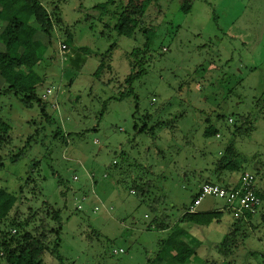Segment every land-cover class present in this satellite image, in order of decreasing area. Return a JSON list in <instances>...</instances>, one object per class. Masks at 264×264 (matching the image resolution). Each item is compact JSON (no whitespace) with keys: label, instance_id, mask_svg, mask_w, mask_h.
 I'll use <instances>...</instances> for the list:
<instances>
[{"label":"rangeland","instance_id":"rangeland-1","mask_svg":"<svg viewBox=\"0 0 264 264\" xmlns=\"http://www.w3.org/2000/svg\"><path fill=\"white\" fill-rule=\"evenodd\" d=\"M41 1L59 5L63 18L45 60H28L44 77L39 94L53 90L44 99L53 121L37 105L0 97V118L13 128L8 150H23L32 136L37 141L15 163L2 152L0 191L20 196L24 188L22 217L45 203L62 211L61 260L48 252L42 264H148L174 227L184 226L179 219L205 182L232 186L247 171L264 192V0H140L146 12L130 37L115 30L130 0ZM106 53L97 79L93 54ZM131 88L133 94L115 99ZM243 116L252 128L233 137ZM58 128L67 143L55 139ZM232 142L240 173L216 164ZM145 184L143 201L132 191ZM198 211L223 214L190 228L201 242L196 264H264V227L241 231L236 256L224 260L216 246L233 215L214 197ZM262 214L264 201L256 219ZM163 216L170 229L155 227ZM0 264L38 263L19 253L0 256Z\"/></svg>","mask_w":264,"mask_h":264},{"label":"trees","instance_id":"trees-1","mask_svg":"<svg viewBox=\"0 0 264 264\" xmlns=\"http://www.w3.org/2000/svg\"><path fill=\"white\" fill-rule=\"evenodd\" d=\"M143 3L140 0H130L115 26L119 35L132 36L138 21L144 18L146 7ZM98 8L100 7L98 6ZM14 26L16 29L12 31ZM62 26L61 8L55 2H50V7H47L41 0H0V97L15 96L27 109L37 105L41 116L49 124H52L53 121L49 114V104L38 92L39 88L44 85V77L36 71L34 66L28 64V60L34 57L37 59V64L43 62L48 49L53 45L55 28L63 29ZM64 32H66L64 43L68 45V41L73 37L68 28L64 29ZM82 51L90 54L87 48H82ZM137 53L135 51L133 55ZM108 54H93L100 62L94 74L97 79L106 69ZM141 75L142 72L134 73L128 78L127 83L132 84L134 79ZM131 94H133L132 88L128 93L120 94L115 99L123 100ZM262 100L264 101V89ZM238 123L240 124L235 127L233 137L243 131L247 133L252 128V121L249 116L240 117ZM12 129L8 122L0 118V172L6 168V158L2 152L8 150ZM146 130L144 127L140 132L144 133ZM36 132L39 133V130ZM213 134L217 136L218 132L215 131ZM54 137L67 143L69 136L64 135L62 130L58 128ZM33 141L36 139L32 136L26 142L24 149L17 153L8 150L10 152L7 155L9 161L11 163L19 161ZM239 157L235 144L232 142L216 164L220 169L240 173L242 167L237 162ZM61 181L59 180L60 183ZM148 188L149 185L145 184L142 187H137L134 192L145 201ZM23 193V187L19 190L20 196L7 190L2 189L0 191V256L10 258L19 253L26 254L32 261L42 264L44 256L50 252L56 259L61 260L59 248L63 231L62 211L49 203H45L40 209L30 210L27 216L22 217L19 205L22 204L21 196ZM256 193L264 201V192L256 189ZM196 197L197 195L194 200ZM160 201L157 199L151 203V208L154 211L158 210V202ZM187 211L188 209L185 210L178 222L184 226L174 227L175 229L168 239L161 242L160 250L155 259L148 261V264H196L201 242L189 232V228L210 226L214 221L222 218L223 212H196L191 214ZM259 220L252 217L248 221L234 220L228 235L216 246L219 255L224 260L233 259L239 247L236 244L238 234L244 230L251 229L254 232L264 227V214L260 216ZM155 227L160 230L170 229L172 227L170 218L163 216L157 219Z\"/></svg>","mask_w":264,"mask_h":264},{"label":"built area","instance_id":"built-area-1","mask_svg":"<svg viewBox=\"0 0 264 264\" xmlns=\"http://www.w3.org/2000/svg\"><path fill=\"white\" fill-rule=\"evenodd\" d=\"M66 50L67 46H62V52ZM52 93L53 90L48 88L42 96L43 99L47 100ZM256 189V177L247 171L243 172L239 182L232 186L204 183L187 212L191 214L198 212L206 198L214 197L224 202L225 209L233 215L234 220L248 221L250 217L256 218L259 215L263 205V200L257 195ZM115 253L117 254L116 251Z\"/></svg>","mask_w":264,"mask_h":264},{"label":"crops","instance_id":"crops-1","mask_svg":"<svg viewBox=\"0 0 264 264\" xmlns=\"http://www.w3.org/2000/svg\"><path fill=\"white\" fill-rule=\"evenodd\" d=\"M201 206H202V204H201ZM201 206H200V207H201ZM198 212H200V211H198ZM201 213H203V212H201ZM189 232L192 233L191 230H190V228H189ZM196 238H197V236H196Z\"/></svg>","mask_w":264,"mask_h":264}]
</instances>
